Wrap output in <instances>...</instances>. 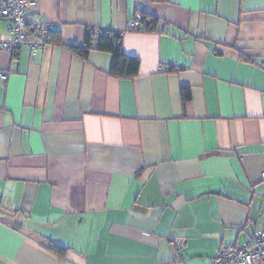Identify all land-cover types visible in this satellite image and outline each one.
Returning a JSON list of instances; mask_svg holds the SVG:
<instances>
[{"label":"crops","instance_id":"obj_1","mask_svg":"<svg viewBox=\"0 0 264 264\" xmlns=\"http://www.w3.org/2000/svg\"><path fill=\"white\" fill-rule=\"evenodd\" d=\"M38 1L63 45L118 34L139 69L0 49V264H209L264 227V0Z\"/></svg>","mask_w":264,"mask_h":264},{"label":"built area","instance_id":"obj_2","mask_svg":"<svg viewBox=\"0 0 264 264\" xmlns=\"http://www.w3.org/2000/svg\"><path fill=\"white\" fill-rule=\"evenodd\" d=\"M38 12V0H0V18L6 24L5 35L0 36V49L15 52L27 48L31 58L36 57L56 30L53 24L41 21ZM128 28L144 30L141 17L131 20ZM260 65L264 68V58ZM7 78L8 74L0 71V80ZM209 264H264V227L255 228L241 245L221 244Z\"/></svg>","mask_w":264,"mask_h":264},{"label":"trees","instance_id":"obj_3","mask_svg":"<svg viewBox=\"0 0 264 264\" xmlns=\"http://www.w3.org/2000/svg\"><path fill=\"white\" fill-rule=\"evenodd\" d=\"M156 1L162 2L164 0ZM157 21V18L148 16L146 14H143L141 16V24L145 31H155ZM56 35L57 34H55V31L51 32L50 42H54L65 47L70 52L80 56L81 58L85 59L91 49L111 54L109 74L112 77L133 78L138 73V58L127 56L123 53V51L121 50V36L118 34L103 31L94 32L90 30L87 31L85 41L81 46L75 44L63 45L60 37ZM45 248L51 253L58 255L59 257H63L66 252V249L64 247L53 243H48Z\"/></svg>","mask_w":264,"mask_h":264}]
</instances>
